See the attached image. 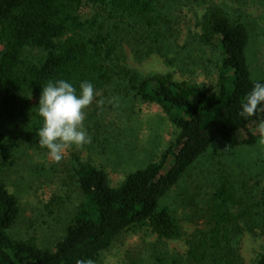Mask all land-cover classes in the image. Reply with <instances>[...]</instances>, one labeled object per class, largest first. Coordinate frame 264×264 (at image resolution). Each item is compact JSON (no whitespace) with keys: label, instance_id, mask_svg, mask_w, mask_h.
<instances>
[{"label":"trees","instance_id":"trees-1","mask_svg":"<svg viewBox=\"0 0 264 264\" xmlns=\"http://www.w3.org/2000/svg\"><path fill=\"white\" fill-rule=\"evenodd\" d=\"M159 1L0 0V109L22 101L20 112L27 117L37 144L41 89L59 79L77 89L80 82L90 81L94 91L120 82L139 100L160 105L176 128L175 139L161 159L130 172L118 186L111 185L104 169L73 154L71 172L82 199L53 246L9 233L19 218L20 205L0 178V264L93 263L121 233L135 228H148L160 238H179V220L161 201L189 167L216 142L234 148L264 140V111L248 118L238 115L254 82H264V76L251 75L246 54L249 31L219 6L203 13L198 36L220 54L215 92L196 82L176 80L171 73L140 75L117 66L106 24L115 20L131 35L159 44L172 32L170 19L157 8ZM85 9L92 13L84 20ZM27 48L45 54L27 60ZM12 145L0 132V171L13 163ZM247 202L223 176L210 198L207 228L188 252L193 264H236L230 227L252 216L253 205ZM151 264L178 262L158 253ZM254 264H264V246Z\"/></svg>","mask_w":264,"mask_h":264},{"label":"rangeland","instance_id":"rangeland-1","mask_svg":"<svg viewBox=\"0 0 264 264\" xmlns=\"http://www.w3.org/2000/svg\"><path fill=\"white\" fill-rule=\"evenodd\" d=\"M213 5L246 25L251 75L262 78L264 0H160L157 8L170 19L172 32L159 44L131 35L113 20L104 29L115 45L117 66L140 75L171 73L176 80L196 82L215 92L220 54L198 38L203 13ZM91 13L85 9L81 18ZM44 54L38 48L24 51L27 60ZM94 92L83 121L91 142L67 148L58 162L31 135L28 119L20 112L22 101L0 109V132L8 144L14 143L13 163L0 171L20 205L19 218L9 230L13 237L32 239L41 246H53L61 239L82 199L71 172L73 154L104 169L111 185L118 186L130 172L159 161L174 141L176 128L160 105L139 100L117 81ZM170 162L169 158L166 168ZM223 176L253 205L252 216L238 219L230 230L238 254L236 264H254L264 246L263 139L251 147L228 148L216 142L189 167L161 201L179 220V238H160L148 228H135L121 233L92 264H151L158 253L178 264H193L188 252L207 228L210 198Z\"/></svg>","mask_w":264,"mask_h":264},{"label":"clouds","instance_id":"clouds-1","mask_svg":"<svg viewBox=\"0 0 264 264\" xmlns=\"http://www.w3.org/2000/svg\"><path fill=\"white\" fill-rule=\"evenodd\" d=\"M94 86L90 81H82L77 89L72 83L59 79L49 81L42 89L38 101V114L42 126L38 131V143L48 150L54 161L62 159L63 152L75 145L83 146L91 142V137L83 127L85 109L94 99ZM264 111V82H254L244 96L238 115L248 118L257 111ZM87 264H92L88 261Z\"/></svg>","mask_w":264,"mask_h":264}]
</instances>
